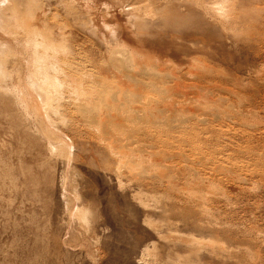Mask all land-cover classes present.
Here are the masks:
<instances>
[{
  "label": "rangeland",
  "instance_id": "374dc122",
  "mask_svg": "<svg viewBox=\"0 0 264 264\" xmlns=\"http://www.w3.org/2000/svg\"><path fill=\"white\" fill-rule=\"evenodd\" d=\"M0 6V264H264V0Z\"/></svg>",
  "mask_w": 264,
  "mask_h": 264
},
{
  "label": "bare ground",
  "instance_id": "6f19581e",
  "mask_svg": "<svg viewBox=\"0 0 264 264\" xmlns=\"http://www.w3.org/2000/svg\"><path fill=\"white\" fill-rule=\"evenodd\" d=\"M3 2H1V4H2ZM4 5V4H3ZM1 7V6H0ZM218 7H220V5L218 6ZM218 10V9H217ZM4 12V11H3ZM14 17V16H13ZM25 17V16H24ZM9 17H6L3 13H1L0 12V24L2 23V22H4V21H7V20H9L8 19ZM14 18H12V20H13ZM10 21H11V17H10ZM9 21V22H10ZM6 24V23H5ZM47 57H46V55L45 54H39V55H37V56H35V60H36V62H37V64H38V67L41 69V70H43L44 71V74H43V77H44V79L45 80H49V78L52 76L51 74H50V68L52 69V70H54L55 72H58V68L55 66V63H53L52 64V66L51 65H48L47 63H45L46 62V59ZM37 67V68H38ZM66 75V78H68V80H69V85H70V87L72 88V90L73 91H75V93H76V91H78L80 88L78 87V85L80 86V84H81V82L79 81H77V77L76 76H74V75H72V74H65ZM55 77V78H54ZM53 78L55 79V81H59L58 79H57V77H56V75H53ZM53 79V80H54ZM42 80V79H41ZM44 81V80H43ZM46 81V82H47ZM52 81V80H51ZM60 83V82H59ZM62 83V82H61ZM49 84V83H48ZM59 85V84H58ZM62 86V85H61ZM51 87H53L52 85H51ZM50 86H49V88H51ZM58 87V86H57ZM57 87H56V89H55V87H53L56 91H57ZM137 87H139V85L137 86ZM165 87H166V85H165ZM79 88V89H78ZM53 89V90H54ZM144 89V88H143ZM47 90H48V88H47ZM142 90V89H141ZM121 91V90H120ZM134 91V90H133ZM135 91H137V90H135ZM134 91V92H135ZM140 91V90H139ZM171 91V90H170ZM174 91V90H173ZM180 91V90H179ZM47 92V91H46ZM172 92V91H171ZM48 94H49V92H47ZM46 93V94H47ZM140 93V92H139ZM174 93V92H173ZM181 93H182V91H181ZM51 94V93H50ZM55 94V93H54ZM53 94V95H54ZM92 94L94 95V94H96V91H92ZM52 95V94H51ZM52 95V96H53ZM173 95V94H172ZM184 95V94H183ZM80 96V95H79ZM96 96V95H95ZM50 97V96H49ZM54 98V97H53ZM51 100V98H48V100ZM55 99H56V97H55ZM96 98L94 97V96H92L91 94L89 95V97H87V98H85V99H83L82 101H81V103H80V107H81V109L83 110V111H88L89 112V114H94L95 113V115H97L98 113H97V105L96 104H94L93 103V100H95ZM162 99H164V98H162ZM168 100V99H167ZM167 100H166V98H165V101L167 102ZM117 101V100H116ZM165 101H162L163 103L165 102ZM172 102H175L174 100H172ZM171 102V103H172ZM159 103V102H158ZM114 107H115V101H114V99H113V101L111 100V101H109V102H107V104L104 106V109H105V111H107V115H109V113H112L111 111L114 109ZM159 109V108H158ZM104 110L102 111V112H105ZM168 113V112H167ZM95 115H91V116H94L95 117ZM101 115V114H100ZM93 117V118H94ZM122 117V116H121ZM101 118V117H100ZM104 118V117H103ZM191 119V118H190ZM92 120V119H91ZM132 122V121H131ZM125 123V122H124ZM124 123H122V121L117 117V119H116V115L115 114H112L111 116L109 115V116H107L106 118H104V119H101V120H99V124L100 125H102V126H106L105 128V132L107 133V134H113L114 133V130H111L110 129V126H113V125H115V126H117V127H123L124 126ZM130 123V122H129ZM126 126V125H125ZM114 129V128H113ZM122 135V134H121ZM125 140V139H124ZM250 148V147H249ZM243 152V151H242ZM257 152V151H256ZM263 155V154H262ZM261 158V157H260ZM263 160H264V158H263Z\"/></svg>",
  "mask_w": 264,
  "mask_h": 264
}]
</instances>
